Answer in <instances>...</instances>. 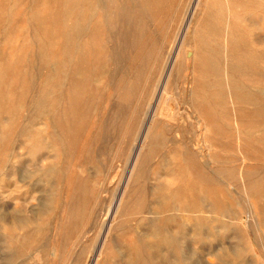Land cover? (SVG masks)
Segmentation results:
<instances>
[{
  "label": "rangeland",
  "instance_id": "374dc122",
  "mask_svg": "<svg viewBox=\"0 0 264 264\" xmlns=\"http://www.w3.org/2000/svg\"><path fill=\"white\" fill-rule=\"evenodd\" d=\"M207 1L216 19L198 21L196 0H0V264H174L173 247L151 258L152 238L141 236L150 223L178 240L184 264H264V3ZM189 48L194 61L173 64ZM188 104L208 123L200 133ZM151 119L150 160L130 180ZM241 171L258 185L246 192L252 217ZM195 190L199 236L193 212L180 207ZM164 196L174 199L160 210L154 202Z\"/></svg>",
  "mask_w": 264,
  "mask_h": 264
},
{
  "label": "bare ground",
  "instance_id": "6f19581e",
  "mask_svg": "<svg viewBox=\"0 0 264 264\" xmlns=\"http://www.w3.org/2000/svg\"><path fill=\"white\" fill-rule=\"evenodd\" d=\"M69 1V0H68ZM78 1V0H77ZM86 1V0H85ZM226 1V0H225ZM237 1V0H236ZM239 1V0H238ZM249 1V0H248ZM80 3H82V1H79ZM211 2H213V1H211ZM244 2H247V0H245ZM263 3H264V0L262 1ZM67 3V2H66ZM69 3V2H68ZM79 3V4H80ZM196 3H197V8H198V16H199V18H198V21H202L205 17H206V15L209 13V12H211V10L208 12V6H207V3H208V1L207 0H196ZM247 3H249V2H247ZM257 4H258V2H256ZM213 4V3H212ZM211 4V5H212ZM246 4V3H245ZM244 4V5H245ZM75 5V4H74ZM210 5V4H209ZM77 6V5H76ZM228 6V5H227ZM259 7L258 8H260V6H262L261 5V3H260V5H258ZM62 7H63V5H62ZM79 7V6H78ZM212 7H213V5H212ZM71 8V7H70ZM99 9H100V7H99ZM210 9V8H209ZM101 10H102V8H101ZM100 10V11H101ZM255 10H258V9H255ZM103 11V10H102ZM121 11V10H120ZM227 11V10H226ZM126 12V11H125ZM143 12V11H142ZM195 13V12H194ZM214 13V12H213ZM213 13L211 12V14L213 15ZM191 14V13H190ZM1 15V14H0ZM119 15H120V13H119ZM191 15H193V14H191ZM218 15V14H217ZM122 16V15H121ZM126 16V15H125ZM194 16H195V14H194ZM120 17V16H119ZM127 17V16H126ZM191 17V16H190ZM213 18H215L216 19V17H214V15H213ZM120 19V18H119ZM206 19H207V17H206ZM228 19V18H227ZM194 21V20H193ZM192 21V22H193ZM229 21V20H228ZM129 22V21H128ZM191 22V21H190ZM195 22V21H194ZM204 22H208V21H204ZM203 22V23H204ZM217 22H218V20H217ZM62 23H64V22H62ZM77 23H79V22H77ZM119 23V22H118ZM210 23H211V21H210ZM109 24V23H108ZM190 24V23H189ZM200 24V23H199ZM75 25V24H74ZM186 25V24H185ZM218 25V24H217ZM231 25V24H230ZM61 26H63V25H61ZM109 26V25H108ZM210 26V25H209ZM227 26H228V24H227ZM65 27V26H64ZM117 27H118V24H117ZM116 27V28H117ZM120 27V26H119ZM118 27V28H119ZM187 27H188V25H186V29H187ZM198 27V26H197ZM63 28V27H62ZM75 28H76V26H75ZM83 28V27H82ZM92 29H94L93 27H91ZM184 28V29H185ZM191 28H193L192 26H191ZM219 28V27H218ZM66 29V28H65ZM74 29V28H73ZM91 29V30H92ZM186 29H185V31H186ZM200 29V28H199ZM211 29V28H210ZM222 29V28H221ZM63 30V29H62ZM86 30V29H85ZM108 30H109V28H108ZM198 30V29H197ZM200 30H202V29H200ZM223 30V29H222ZM61 31V30H60ZM110 31V30H109ZM189 31H190V29H189ZM64 32V31H63ZM66 32V31H65ZM215 32V31H214ZM224 32V31H223ZM225 32H226V36H225V38H226V44H227V46H229L230 44H228L229 42L227 41V40H231V38H232V36H231V34H230V30H229V28L226 30L225 29ZM189 32H187V34H188ZM204 33V32H203ZM207 33H209V32H207ZM221 33V32H220ZM61 34H62V31H61ZM65 33H63V35H64ZM108 34V33H107ZM179 34V33H178ZM210 34H212V33H210ZM94 35V34H93ZM92 35V36H93ZM183 35V34H182ZM214 35V34H213ZM220 35V34H219ZM109 36V35H108ZM196 36H198V35H196ZM205 36V35H204ZM209 36V35H208ZM107 37V36H106ZM185 37V35H183V37L182 38H184ZM188 37V36H187ZM218 37V36H217ZM224 37V36H223ZM96 38H97V35H96ZM110 38V37H109ZM114 38V37H113ZM206 38V37H205ZM211 38V37H210ZM237 38V37H236ZM99 39V38H98ZM176 39V38H175ZM174 39V40H175ZM185 39V38H184ZM190 39V38H189ZM218 39V38H217ZM235 39V38H234ZM239 39V38H238ZM95 40V39H94ZM185 40H187V39H185ZM125 41V40H124ZM123 41V42H124ZM176 41V40H175ZM179 41H180V39H179ZM179 41H178V43H179ZM191 41V40H190ZM193 41V40H192ZM209 41H211V39L209 40ZM224 41V40H223ZM235 41H237V39L235 40ZM234 41V42H235ZM111 42V41H110ZM127 42V41H126ZM188 42V41H187ZM202 42V41H201ZM225 42V41H224ZM95 43V42H94ZM101 43V42H100ZM125 43V42H124ZM163 43H164V41H163ZM163 43H162V45H163ZM172 43H173V41H172ZM182 43V42H181ZM186 43V42H185ZM193 43V42H192ZM97 44V43H96ZM195 44V43H194ZM225 44V45H226ZM232 44V43H231ZM124 45H127L126 43L124 44ZM175 45V44H174ZM178 45V44H177ZM176 45V46H177ZM180 45V44H179ZM189 45V44H188ZM190 45H192L191 43H190ZM223 45H224V43H223ZM98 46V45H97ZM96 46V47H97ZM99 46H100V44H99ZM98 46V47H99ZM139 46V45H138ZM164 46V45H163ZM184 46H185V44H184ZM199 45H197V47H198ZM217 46V45H216ZM232 46H234V44L232 45ZM239 46V45H238ZM181 47V46H180ZM179 47V48H180ZM189 47V46H188ZM194 47V46H193ZM200 47H201V44H200ZM200 47H198V48H200ZM205 47V46H204ZM209 47V46H208ZM160 48V47H159ZM172 48V47H171ZM177 48H178V46H177ZM176 48V49H177ZM234 48V47H233ZM233 48H231L230 47V49H233ZM202 49V48H201ZM210 48H208V50H209ZM213 49H215V48H213ZM225 49V48H224ZM160 49H158V51H159ZM161 50H163V49H161ZM185 50V49H184ZM227 50V49H226ZM207 51V50H206ZM216 51H217V49H216ZM228 51H230V50H228ZM227 51V52H228ZM157 52V51H156ZM155 52V53H156ZM174 52V51H173ZM201 52V51H200ZM208 52V51H207ZM209 52H211V49H210V51ZM219 52V51H218ZM217 52V53H218ZM222 52V51H221ZM235 52V51H234ZM167 53H169V52H167ZM175 53V52H174ZM183 53V52H182ZM199 53V52H198ZM232 53V52H231ZM161 54H162V52H161ZM171 54H172V52H171ZM180 54V53H179ZM177 55V56H175V58L173 59V64L174 63H178V64H180V63H182V62H188V61H194V58H195V51L193 50V48H189V49H187V50H185L184 51V54L181 56V55ZM219 54V53H218ZM217 54V55H218ZM229 54V53H228ZM1 55V54H0ZM158 55H159V52H158ZM213 55H215V53L214 54H212V52H211V54H209V56L211 57V56H213ZM220 55V54H219ZM221 55H223V54H221ZM233 55V54H232ZM2 56V55H1ZM168 56V55H167ZM229 57L231 56V55H228ZM228 56H226V57H228ZM4 57V56H3ZM159 57V56H158ZM201 57V56H200ZM216 57V56H215ZM237 57V56H236ZM155 58V57H154ZM153 58V59H154ZM204 58V57H203ZM219 58V57H218ZM223 58V57H222ZM1 59V58H0ZM3 59V58H2ZM157 59V58H156ZM172 58L170 57V60H171ZM205 59V58H204ZM223 59H225V57L223 58ZM196 60V59H195ZM202 60V59H201ZM228 60H230V59H227V62H228ZM235 60V59H234ZM238 60V59H237ZM237 60H235L236 62H237ZM47 61V60H46ZM46 61H45V63H46ZM157 61V60H156ZM199 61V60H198ZM212 61V60H211ZM222 61V60H221ZM155 61L153 60V63H154ZM201 61H199V63H200ZM234 62V61H233ZM236 62L235 63H233V64H236ZM152 63V64H153ZM163 63V62H162ZM171 63V62H170ZM198 63V64H199ZM204 63V62H203ZM220 63V62H219ZM224 63V62H223ZM231 63V62H230ZM196 64V63H195ZM225 64V73H224V75L228 78V75H229V64H227V63H224ZM232 64V65H233ZM167 65V64H166ZM166 65H164V66H166ZM215 65V64H214ZM216 65H218L217 63H216ZM238 65V64H237ZM154 66V65H153ZM152 66V67H153ZM159 66V65H158ZM174 66V65H173ZM177 66V65H176ZM180 66H183L184 67V65H180ZM179 66V67H180ZM201 66V65H200ZM236 66V65H235ZM138 67H140V66H138ZM185 67H186V65H185ZM192 67V66H191ZM196 67H197V65H196ZM199 67V66H198ZM197 67V68H198ZM218 67H220V65L218 66ZM223 67V66H222ZM162 68V67H161ZM172 68V67H171ZM174 68V67H173ZM176 68V67H175ZM178 68V67H177ZM195 68V67H194ZM202 68V67H201ZM201 68H199L200 70H201ZM206 68V67H205ZM211 68V66L209 67V69ZM60 69V68H59ZM180 69V68H179ZM238 69V68H237ZM147 70V69H146ZM149 70V69H148ZM199 70V71H200ZM205 70H207V69H205ZM211 70H213V69H211ZM221 70H222V68H221ZM152 71V70H151ZM169 71V70H168ZM171 71V70H170ZM192 71V70H191ZM210 71V70H209ZM208 71V72H209ZM214 71V70H213ZM217 72L219 71V70H216ZM154 72V71H153ZM190 72V71H189ZM220 72V71H219ZM223 72V71H222ZM58 73H59V71H58ZM159 73H161V72H159ZM144 74V73H143ZM171 74H172V72H171ZM217 74V73H216ZM234 74V73H233ZM147 75V74H146ZM163 75V74H162ZM176 75V74H175ZM204 75V74H203ZM203 75H201V78H203V80H204V77L205 76H203ZM212 75H214V74H212ZM220 75V74H219ZM219 75H217L218 76V78H219ZM235 75V74H234ZM150 76V75H149ZM189 76V75H188ZM191 76V75H190ZM197 76H198V74H197ZM196 76V77H197ZM203 76V77H202ZM224 76V77H225ZM231 76V75H230ZM229 76V77H230ZM233 76V75H232ZM233 77H235V76H233ZM190 78V77H189ZM200 78V77H199ZM200 78V79H201ZM206 78V77H205ZM231 78V77H230ZM230 78H229V80L228 81H230ZM186 79V78H185ZM150 80V79H149ZM191 80V79H190ZM196 80V79H195ZM207 80H208V78H207ZM127 81V80H126ZM146 81V80H145ZM170 81H172V79L170 80ZM199 81V80H198ZM206 81V80H205ZM211 81V80H210ZM214 81H216V80H214ZM227 81V82H228ZM233 81V80H232ZM147 82V81H146ZM167 82V81H166ZM188 82V81H187ZM203 82V81H202ZM218 82V81H217ZM138 83H139V81H138ZM150 83V82H149ZM171 83V82H170ZM186 83V82H185ZM189 83V82H188ZM201 83V82H200ZM212 83V82H211ZM229 83V82H228ZM71 84V83H70ZM203 84V83H202ZM213 84H214V82H213ZM219 84V83H218ZM232 83L230 82V85H231ZM79 85V84H78ZM145 85V84H144ZM148 84H146V86H147ZM164 85V84H163ZM190 85V84H189ZM206 85H208L207 83H206ZM224 85V84H223ZM234 85V84H233ZM124 86V85H123ZM127 86V85H126ZM125 86V87H126ZM143 86V85H142ZM153 86H155V85H153ZM152 86V87H153ZM161 86V85H160ZM192 86H193V84H192ZM191 86V87H192ZM205 86V85H204ZM203 86V88H205ZM211 86H213V85H211ZM225 86H227V85H225ZM119 87V86H118ZM124 87V88H125ZM148 87H150V86H148ZM186 87H188V85L186 86ZM210 87V86H209ZM214 87H216L215 86V84H214ZM230 87V86H229ZM122 88V87H121ZM160 88V87H159ZM168 88H170L169 86H168ZM151 89H153V88H151ZM161 89V88H160ZM166 89V88H165ZM165 89H163V92L165 91ZM190 89V88H189ZM197 89V88H196ZM211 89V88H210ZM218 90H219V88H217ZM225 89V88H224ZM227 89H229V88H227ZM154 90V89H153ZM168 90V89H167ZM172 90V89H171ZM188 90V89H187ZM199 90V89H198ZM202 90V89H201ZM201 90H199V91H201ZM206 90V89H205ZM217 90V91H218ZM226 90V89H225ZM230 90V89H229ZM124 91H126V89L124 90ZM170 91V90H169ZM197 92V94L198 93H200V92ZM207 91V90H206ZM209 91V90H208ZM208 91H207V93H208ZM220 91V90H219ZM218 91V92H219ZM121 92V91H120ZM131 92V91H130ZM153 92V91H152ZM154 92H156V91H154ZM160 92V91H159ZM186 92V91H185ZM188 92V91H187ZM202 93V92H201ZM206 93V92H205ZM15 94V93H14ZM17 94V93H16ZM156 94V93H155ZM162 94H164V93H162ZM172 94V93H171ZM75 95V94H74ZM176 95H178V94H176ZM198 95H200V94H198ZM80 96H82V95H80ZM131 96V95H130ZM141 96V95H140ZM140 96H138V97H140ZM161 96V95H160ZM186 96V95H185ZM196 96V95H195ZM202 96V95H201ZM200 96V97H201ZM205 96H207V95H205ZM204 96V97H205ZM119 97V96H118ZM151 97V96H150ZM168 97V96H167ZM227 97V96H226ZM143 98V97H142ZM159 98V97H158ZM161 98V97H160ZM186 98V97H185ZM198 98V97H197ZM202 98V97H201ZM206 98V97H205ZM205 98H202V99H205ZM221 98V97H220ZM126 100H128V99H126ZM165 100V99H164ZM230 100V99H229ZM238 100V99H237ZM72 101V100H71ZM145 101V100H144ZM144 101H143V103H144ZM195 101V100H194ZM199 101V100H198ZM205 102H206V100H204ZM162 102V103H161ZM208 102V101H207ZM209 102H210V100H209ZM229 102V101H228ZM238 102V101H237ZM139 103V102H138ZM195 103V102H194ZM137 104V103H136ZM146 104V103H145ZM150 103H148V105H149ZM187 104V103H186ZM203 104V103H202ZM205 104V103H204ZM203 104V105H204ZM208 104V103H207ZM254 104H256V103H254ZM260 104V103H259ZM158 105V104H157ZM160 105H161V107H160V114L161 113H167V109H166V106H163V99H161L160 100ZM230 105V104H229ZM232 105V104H231ZM137 106H138V104H137ZM145 106V105H144ZM184 106V105H183ZM188 110L191 112V114L193 115V119L195 120V124H196V127H197V130L199 131V133L200 132H202L204 129H205V126H206V123L207 122H205V120L203 119V117L201 116V114L200 113H198V112H196L195 111V109L194 108H192V106L191 105H189L188 104ZM201 106V105H200ZM206 106V105H205ZM209 106V105H208ZM207 106V107H208ZM238 106H239V104H238ZM148 107V106H147ZM151 107V106H150ZM199 107V106H198ZM209 107H211V106H209ZM229 107V106H228ZM237 107V106H236ZM256 107H257V105H256ZM262 107V106H261ZM7 108V107H6ZM133 108V107H132ZM156 108V107H155ZM154 108V109H155ZM170 108V107H169ZM212 108V107H211ZM232 108H233V106H232ZM10 109V108H9ZM13 109V108H12ZM185 109H187V108H185ZM200 109V108H199ZM209 109L210 108H208V111H209ZM213 109V108H212ZM259 109V108H258ZM144 110H145V108H144ZM143 110V112H145ZM158 110H159V108H158ZM197 110V109H196ZM211 110V109H210ZM254 110V109H253ZM2 111V110H1ZM188 111V112H189ZM199 111V110H198ZM232 111V110H231ZM234 111V110H233ZM239 111H241V110H239ZM244 111V110H243ZM134 112H135V110H134ZM137 112V111H136ZM150 112V111H149ZM152 112V111H151ZM154 112V111H153ZM171 113V112H170ZM213 113V112H212ZM215 113V112H214ZM236 113H237V111H236ZM238 113H240V112H238ZM4 114V113H3ZM30 114V113H29ZM63 114H64V112H63ZM146 114V113H145ZM156 114H157V112H156ZM156 114H155V116H156ZM169 114V113H168ZM210 114V113H209ZM243 114H245V113H243ZM254 114V113H253ZM60 115H61V113H60ZM154 115V114H153ZM152 115V116H153ZM212 115H214V114H212ZM142 116H143V114H142ZM150 116V115H149ZM148 116V117H149ZM233 116V115H232ZM238 116L240 117V116H243V115H239L238 114ZM254 116V115H253ZM63 117V116H62ZM132 117V116H131ZM210 118L212 117V116H209ZM247 117V116H246ZM140 118V117H139ZM150 118V117H149ZM152 118V117H151ZM180 118H181V116H180ZM242 118H244V117H242ZM250 118V117H249ZM257 118V117H256ZM176 119V118H175ZM247 119V118H246ZM254 119V118H253ZM146 120V119H145ZM152 121H150V123H149V125H148V129H147V131H146V133H145V136H144V141H143V143H142V146H140V153L137 155V157H135L136 159H135V162L133 163V168L131 169L132 170V172H130L131 174H130V178H128V179H137V176L139 177V173H138V171H139V168L142 166V165H144V163H145V161H147V160H150V159H147L148 157H149V155L152 153V149H151V145L149 144V142H147L148 140H149V138H151L150 137V134H151V130H152V127H153V120L154 119H151ZM165 120V119H164ZM182 120V119H181ZM184 120V119H183ZM212 120H213V118H212ZM245 120V119H244ZM249 120V119H248ZM247 120V121H248ZM131 121V120H130ZM142 121H144V120H142ZM185 121V120H184ZM241 121V120H240ZM60 122V121H59ZM132 122V121H131ZM130 122V123H131ZM140 122V121H139ZM190 122H193V121H190ZM212 122V121H211ZM215 122V121H214ZM236 122H237V120H236ZM262 122V121H261ZM61 123V122H60ZM128 123V122H127ZM213 123V122H212ZM260 123V122H259ZM140 124V123H139ZM158 124V123H157ZM161 124V123H160ZM208 124V123H207ZM248 124H250V123H248ZM247 124V125H248ZM142 125V124H141ZM209 125H210V123H209ZM239 125H241V124H239ZM130 126V125H129ZM175 126H177V125H175ZM178 126H179V124H178ZM192 126V125H191ZM193 126H195V125H193ZM160 127V126H159ZM158 127V128H159ZM213 127V126H212ZM234 127V126H233ZM130 128V127H129ZM156 128V127H155ZM179 128V127H178ZM214 128V127H213ZM240 128V127H239ZM249 128V127H248ZM252 128H253V126H252ZM177 129V128H176ZM186 130V129H185ZM196 130V131H197ZM244 130V129H243ZM177 131H178V129H177ZM187 131V130H186ZM252 131V130H251ZM251 131H249V132H251ZM220 132V131H219ZM238 132V131H237ZM241 132V131H240ZM180 133V132H179ZM189 133V132H188ZM187 133V134H188ZM197 133V132H196ZM236 133V132H235ZM239 133V132H238ZM210 134V133H209ZM241 134V133H240ZM162 135V134H161ZM213 135V134H212ZM217 135H218V133H217ZM136 136V135H135ZM158 136H159V133H158ZM157 136V137H158ZM181 136V135H180ZM185 136V135H184ZM188 136V135H187ZM239 136V135H238ZM243 136V135H242ZM62 137V136H61ZM156 137V138H157ZM212 137V136H211ZM219 137V136H218ZM221 137V136H220ZM245 137V136H244ZM124 138V137H123ZM132 138V137H131ZM153 138V137H152ZM215 138V137H214ZM217 138V137H216ZM215 138V139H216ZM158 139V138H157ZM202 139V138H201ZM210 139V138H209ZM212 139V138H211ZM241 138H239V140H240ZM122 140V139H121ZM154 140H155V138H154ZM238 140V141H239ZM247 140V139H246ZM220 141H221V139H220ZM223 141V140H222ZM237 141V140H236ZM132 141H130V143H131ZM216 141H214V143H215ZM242 142V141H241ZM249 142V141H248ZM65 143V142H64ZM198 144H199V142H198ZM212 144H213V142H212ZM220 144V143H219ZM238 144V143H237ZM236 144V145H237ZM245 144V143H244ZM243 144V145H244ZM141 145V144H140ZM191 145V144H190ZM218 145V144H217ZM130 146V145H129ZM220 146H222L221 144H220ZM193 147V146H192ZM198 147V146H197ZM203 147V146H202ZM205 147L208 149V150H211L212 148H213V146L211 145V142H206L205 143ZM214 147H217L216 146V144H215V146ZM32 148V147H31ZM194 148V147H193ZM199 148H200V146H199ZM122 149V148H121ZM195 149H196V147H195ZM202 149V148H201ZM31 150V149H30ZM155 150V149H154ZM192 150V149H191ZM133 151V150H132ZM246 151H248V150H246ZM111 152V151H110ZM184 152V151H183ZM195 152V151H194ZM211 152V151H210ZM209 152V153H210ZM213 152V151H212ZM112 153V152H111ZM196 153V152H195ZM198 153H200V151L198 152ZM198 153H196V154H198ZM200 154H202L203 155V153H200ZM199 154V155H200ZM193 155V154H192ZM177 156H179L178 154H177ZM190 156V155H189ZM205 156V155H204ZM253 156V155H252ZM134 158V157H133ZM132 158V159H133ZM204 158V157H203ZM193 159V158H192ZM205 159V158H204ZM242 159H245V158H243L242 157ZM176 160H177V158H176ZM181 160V159H180ZM201 160H203V159H201ZM204 162V163H203ZM213 162H214V160H213ZM174 163H176V162H174ZM202 163H203V165L205 164V167H206V172H207V174L209 175V177H210V179L213 181H220L219 180V178L218 177H216L215 176V174H218V173H216L214 170H213V168H211V165L212 164H214V163H212L211 164V162H210V160H206V161H202ZM244 163V162H243ZM200 164H201V162H200ZM244 165V164H243ZM169 166V165H168ZM177 166V165H176ZM130 168V167H129ZM180 168V167H179ZM204 168V167H203ZM171 169H173V168H171ZM170 169V170H171ZM178 169V168H177ZM215 169V168H214ZM142 170H143V168H142ZM169 170V171H170ZM186 170V169H185ZM168 171V172H169ZM143 172H144V170H143ZM146 172V171H145ZM167 172V171H166ZM165 172V173H166ZM204 172V171H203ZM244 172L245 171H241V175H240V177H241V179L243 180V185L245 186V188H244V190H243V196L245 197L244 199H245V201H246V199H247V205H249V207H248V209H249V211H250V216L252 217V214H255V212H254V209H252V204L250 203V200H249V195L247 194L249 191L250 192H252L251 190H253V188H257L258 187V185H252L251 183H249L247 180H246V178H245V174H244ZM251 173V172H250ZM189 174H190V172H189ZM207 174H206V176H207ZM129 175V174H128ZM165 175V174H164ZM175 175V174H174ZM188 175V174H187ZM10 176V175H9ZM179 176V175H178ZM189 176V175H188ZM129 177V176H128ZM180 177V176H179ZM222 177H224V176H222ZM168 178H170V177H168ZM173 178V177H172ZM182 178V177H181ZM186 178H187V176H186ZM193 178V177H192ZM238 178V177H237ZM189 179V178H188ZM194 179V178H193ZM192 179V180H193ZM196 179V178H195ZM165 180V179H164ZM231 180V179H230ZM178 181V180H177ZM185 181V180H184ZM190 181V180H189ZM222 181V180H221ZM220 181V182H221ZM225 180H223V182H224ZM264 181V180H263ZM127 182V181H126ZM126 182H125V184H126ZM132 182V181H131ZM166 182V181H165ZM175 182H176V180H175ZM182 182V181H181ZM181 182H180V185H181ZM226 182V181H225ZM173 183V182H172ZM185 183H187V182H185ZM194 183V182H193ZM193 183H191V185L193 184ZM196 183H197V181H196ZM241 183H242V181H241ZM264 183V182H263ZM136 184V183H135ZM165 184V183H164ZM168 184V183H167ZM171 184V183H170ZM170 184H168V185H170ZM176 184V183H175ZM178 184H179V182H178ZM131 185V184H130ZM130 185H126V186H130ZM179 185V186H180ZM188 185V184H187ZM194 185V184H193ZM204 185V184H203ZM217 185H218V183H217ZM165 186V185H164ZM167 186V185H166ZM200 186V185H199ZM204 186H208V185H204ZM203 186V187H204ZM228 186H230L229 184H228ZM124 187V186H123ZM171 187V186H170ZM183 187V186H182ZM186 187V186H185ZM194 187V186H193ZM216 187V186H215ZM224 187V186H223ZM177 188V187H176ZM195 188V187H194ZM197 188V187H196ZM213 188V187H212ZM232 188V187H231ZM259 188H261L260 186H259ZM175 189V188H174ZM186 189H188L187 187H186ZM198 189V188H197ZM247 189H248V192H247ZM125 190V189H124ZM176 190V189H175ZM192 190V189H191ZM199 190V189H198ZM205 190V189H204ZM220 190V189H219ZM232 190V189H231ZM234 190V189H233ZM260 190V189H259ZM258 190V191H259ZM182 191H184L183 189H182ZM209 191V190H208ZM189 192V191H188ZM233 192V191H232ZM247 192V193H246ZM145 193V192H144ZM170 193V192H169ZM179 193V192H178ZM194 193V192H193ZM238 193V192H237ZM253 193V192H252ZM264 193V192H263ZM124 194H125V192H124ZM196 194H198V193H196V190H195V194H192V195H196ZM262 194V193H261ZM123 195V194H122ZM184 195V194H183ZM242 195V194H241ZM252 195V194H251ZM258 195V194H257ZM121 196V195H120ZM211 196V195H210ZM260 196V195H259ZM263 196V195H262ZM139 197V196H138ZM166 196H164L163 197V199H162V201H158V199L154 202V204H155V206H157L158 207V209H160V210H162L164 207H169L168 205L170 204V200H171V198L172 199H174L173 197H171V198H169V197H166ZM188 197V196H187ZM191 196H189V198H190ZM217 197H219L218 195H217ZM239 197V196H238ZM254 197V196H253ZM176 198H178V197H176ZM240 198V197H239ZM213 199V198H212ZM160 200V199H159ZM192 200H193V198H192ZM258 200H259V198H258ZM262 200V199H261ZM189 201H191V198H190V200ZM217 201V200H216ZM219 201V200H218ZM172 202V201H171ZM179 202V201H178ZM242 202V201H241ZM175 203V202H174ZM177 203V202H176ZM221 203V202H220ZM260 203V202H259ZM240 204V203H239ZM243 204V203H242ZM94 205V204H93ZM175 205V204H174ZM202 207V206H204V202H203V200L200 198V196H195L194 197V200H193V202H188V201H185V203H183V204H181V209H183L184 211H189V209L193 212V214H194V218H193V233L194 234H196V235H200L201 234V232H202V226H203V223L205 222V220H204V218H201L196 212L198 211V209L197 208H199V207ZM244 206V205H243ZM263 206V205H262ZM113 207V206H112ZM116 207V209H115V214H118V215H121V214H123L124 212H125V209L127 208V199L125 200V199H121L120 201H119V203L117 204V206H115ZM200 207V208H201ZM222 207V206H221ZM203 208V207H202ZM226 208V207H225ZM259 208H260V206H259ZM111 209H113V208H111ZM167 209V208H166ZM204 209V208H203ZM221 209V208H220ZM247 209V208H246ZM108 210V209H107ZM172 210V209H171ZM217 210H218V208H217ZM264 210V209H263ZM173 211H174V209H173ZM181 211V210H180ZM187 211V212H188ZM205 211V210H204ZM222 211V209L220 210V212ZM246 211V210H245ZM111 213V212H110ZM159 213H160V211H159ZM222 213V212H221ZM263 213V212H262ZM112 216V215H111ZM116 217H117V215H115ZM114 216V217H115ZM257 216V215H256ZM166 217V216H165ZM190 217V216H189ZM113 218V217H112ZM248 218V217H247ZM119 219V218H118ZM147 219V218H146ZM145 219V220H146ZM185 219H186V217H185ZM188 219V218H187ZM260 219H262V218H260ZM105 220V219H104ZM173 220L174 219H172V218H170V217H166V218H163L161 221L164 223V224H167V225H170L172 222H173ZM116 221V220H115ZM253 221H254V223H255V226L256 227H259L260 226V224H261V222H260V220L257 218V217H255V216H253ZM160 223V222H159ZM86 224H87V222H86ZM107 224V223H106ZM113 224V223H112ZM148 225V224H147ZM157 225L158 224H154V223H150V225H149V228L145 231V232H143V234L141 235L142 237H143V239L144 238H152V242H145L146 244H145V247L146 248H148L150 251H151V254H152V257L151 258H156L157 256H160L161 255V253H162V251L164 250V249H166V248H170V247H173L174 248V255H175V262H174V264H184V256H183V254H182V250L179 248V245H178V240L177 239H174V238H172V237H170L169 235H168V232L166 231L165 233H162V232H160L158 229L159 228H157ZM166 225V226H167ZM168 227V226H167ZM103 228V227H102ZM108 228V227H107ZM110 228L112 229V227L110 226ZM169 228V227H168ZM107 230V229H106ZM163 230V229H162ZM177 232L178 233H180L182 230H183V225L181 224V225H179V226H177ZM111 232V231H110ZM138 233V232H137ZM167 233V234H166ZM183 234V233H182ZM179 237V236H178ZM197 238V237H196ZM104 239V238H103ZM107 239V238H106ZM146 240V239H145ZM199 240V239H198ZM149 241H151V240H149ZM109 242V241H108ZM177 242V243H176ZM142 243V242H141ZM102 244V243H101ZM106 244V241H104L103 242V244H102V246H101V248H100V250H99V253L97 254V258L99 257V256H101V254H102V248L104 247V246H106L105 245ZM109 244V243H108ZM92 247V246H91ZM128 247V246H127ZM108 248V247H107ZM109 249V248H108ZM121 249V248H120ZM131 249V248H130ZM105 250V249H104ZM114 250V249H113ZM146 250V249H145ZM58 251V250H57ZM107 251V250H106ZM132 251H134V250H132ZM131 251V252H132ZM143 251V250H142ZM106 253V252H105ZM151 254H149V255H151ZM104 255V254H103ZM135 256V255H134ZM118 257V256H117ZM120 257V256H119ZM115 259H119V258H116L115 257ZM129 259V258H128ZM93 263V262H92Z\"/></svg>",
  "mask_w": 264,
  "mask_h": 264
}]
</instances>
